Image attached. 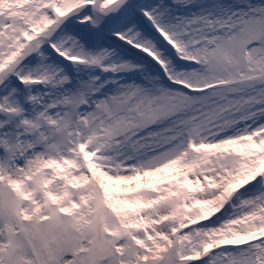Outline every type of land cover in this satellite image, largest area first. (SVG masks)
Wrapping results in <instances>:
<instances>
[{
	"label": "snow or ice",
	"instance_id": "snow-or-ice-1",
	"mask_svg": "<svg viewBox=\"0 0 264 264\" xmlns=\"http://www.w3.org/2000/svg\"><path fill=\"white\" fill-rule=\"evenodd\" d=\"M0 264H264V0H0Z\"/></svg>",
	"mask_w": 264,
	"mask_h": 264
}]
</instances>
